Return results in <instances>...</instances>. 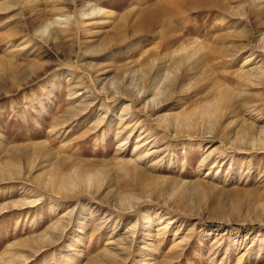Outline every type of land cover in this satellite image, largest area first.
Returning a JSON list of instances; mask_svg holds the SVG:
<instances>
[{
    "label": "rangeland",
    "instance_id": "obj_1",
    "mask_svg": "<svg viewBox=\"0 0 264 264\" xmlns=\"http://www.w3.org/2000/svg\"><path fill=\"white\" fill-rule=\"evenodd\" d=\"M208 1L0 0V264H264V0Z\"/></svg>",
    "mask_w": 264,
    "mask_h": 264
},
{
    "label": "bare ground",
    "instance_id": "obj_2",
    "mask_svg": "<svg viewBox=\"0 0 264 264\" xmlns=\"http://www.w3.org/2000/svg\"><path fill=\"white\" fill-rule=\"evenodd\" d=\"M11 1V0H10ZM65 1H69V0H65ZM61 2H62V0H61ZM64 2V1H63ZM3 3V2H2ZM15 4V3H14ZM207 6H209V7H218V8H220L221 10H225V7L223 6V5H218V4H216V1L215 0H210V1H208L207 3ZM6 5V4H5ZM11 5V4H10ZM89 7V6H88ZM87 10V12H85V13H83V14H81V17H90L91 15H94V16H96L98 13H100L101 12V10H99V9H97L95 6L94 7H92V6H90L88 9H86ZM84 12V11H83ZM174 15V14H173ZM109 16V15H108ZM111 16V15H110ZM175 16V15H174ZM88 17V18H89ZM68 18H69V15H65V14H58V15H55V16H53L52 17V19H49V20H43V21H40V24L37 26V28H36V31L37 32H39V34L40 33H42V34H46V35H48L49 33H52V37H53V35L54 34H61V36H62V34H64L65 32H66V29L64 28V27H62V26H67V25H69L70 23H69V21H68ZM82 19V18H81ZM79 24H80V22H78ZM76 24H77V21H76ZM78 26V25H77ZM55 36V35H54ZM200 50V49H199ZM197 52H199L198 50H197ZM182 55V54H181ZM253 54H250L248 57L250 58L251 56H252ZM190 57V56H189ZM189 57H187V58H185L186 60H188L189 59ZM214 58V57H213ZM249 61H250V59H249ZM261 61V60H260ZM3 62V61H2ZM5 62V61H4ZM177 62V61H176ZM264 62V61H263ZM174 63V62H173ZM178 63V62H177ZM175 64L174 65V68H177L178 67V64ZM245 63V62H244ZM172 64V63H171ZM246 65V64H245ZM197 68V67H196ZM11 69V68H10ZM256 69V68H255ZM263 71H264V69H262ZM252 69L251 70H248V71H243V72H245L244 73V75L245 76H248V75H250V74H252ZM263 71H261V73L263 72ZM70 72H71V70H70ZM242 72V73H243ZM251 72V73H250ZM254 72V71H253ZM258 72V71H257ZM256 72V73H257ZM260 72V71H259ZM261 73H260V75H261ZM264 73V72H263ZM262 73V74H263ZM255 74V72L253 73V75ZM257 75V74H256ZM260 75H258V76H260ZM263 76V75H262ZM261 76V77H262ZM168 77V76H167ZM250 76H248V78H249ZM252 77V76H251ZM254 77V76H253ZM244 78V77H243ZM104 79V78H103ZM103 79H101V80H103ZM164 79H166V78H164ZM168 79V78H167ZM167 79H166V81H167ZM172 79V78H171ZM262 79V78H261ZM99 80V79H98ZM97 79H96V81H98ZM100 80V81H101ZM95 81V80H94ZM95 81V82H96ZM169 81V80H168ZM167 81V83H166V89H171L172 88V86H174V83L173 82H171V81H169L168 82ZM174 81V80H173ZM94 82V83H95ZM108 82V81H107ZM100 83V82H99ZM220 85V84H219ZM93 86V85H92ZM165 86V85H164ZM220 86H216V85H213V87H212V89L213 90H216V93H217V95L220 97V105L219 104H217V102H215L213 105H209V106H207L208 107V111L205 113V112H203V113H201V115H199L200 117V119H202V118H208L209 116V118H214V116H217V117H219V116H223L224 114H226L227 112L228 113H230L229 111H231L230 109L232 108L233 109V107L232 106H234V104H235V98L233 97V94L231 93V92H228V91H226V92H221L220 90H217L218 88H219ZM103 88V87H102ZM227 88V87H226ZM100 89V88H99ZM142 90V89H141ZM145 92V91H144ZM219 93V94H218ZM96 94V93H95ZM145 95V94H144ZM96 96V95H95ZM165 98H164V100H166L167 99V97L166 96H164ZM237 97V96H236ZM95 98V97H94ZM97 98V97H96ZM234 98V99H233ZM246 98H244V99H241V102L239 103V104H241V106H242V108H246L245 106L247 105V103H249L250 101H246L245 100ZM160 101V100H159ZM234 102V103H233ZM237 102V101H236ZM233 103V104H232ZM251 103V102H250ZM249 103V104H250ZM217 104V106L215 107V105ZM248 104V105H249ZM238 105V104H237ZM248 105H247V108H248ZM240 106V105H239ZM125 108V107H124ZM236 108H238V107H236L235 106V109ZM249 108H251V106L249 107ZM107 109V108H106ZM128 109V108H127ZM124 110V109H123ZM235 111V110H234ZM249 112V111H248ZM233 113V112H232ZM231 114V113H230ZM230 114H229V116H230ZM226 116V115H225ZM217 117H215V119L214 120H212L211 122H215V120H216V118ZM220 118V117H219ZM223 118V117H222ZM221 118V119H222ZM197 120H199L198 118H196ZM224 119H225V117H224ZM219 121V120H218ZM204 122H205V119H204ZM210 122V121H209ZM217 122V121H216ZM220 122V121H219ZM225 122V121H224ZM203 123V122H202ZM207 124L209 125V123L207 122ZM215 124V123H214ZM211 126H213V125H211ZM211 126H210V128H211ZM214 126H216V125H214ZM221 126V125H220ZM218 127H219V125H218ZM217 127V128H218ZM216 128V129H217ZM219 128H221V127H219ZM225 128H226V126L224 125L223 126V131H225ZM198 130V129H197ZM214 130L215 129H213V133H214ZM180 132V131H179ZM215 132H217V130H215ZM182 133H185V132H182ZM211 133V132H210ZM188 134V133H187ZM220 133H218V135H219ZM238 134H240L241 135V137L238 135ZM237 134V136H239L240 137V139H241V144H243V145H246L247 143H249V142H251L252 144H254L255 142H259V145H264V132H259L258 130H256V128H255V126L254 125H252L251 123H248L247 124V126H246V128L241 132V133H238ZM222 135V134H221ZM215 136H217V135H215ZM221 137V136H220ZM223 138V137H222ZM225 138V137H224ZM221 139V138H220ZM238 142V141H237ZM239 144V143H238ZM240 144V145H241ZM256 145H257V143H256ZM232 147V146H231ZM242 147V146H241ZM252 147V146H251ZM256 147V146H255ZM254 147V148H255ZM261 147H263V146H261ZM260 147V148H261ZM258 148V147H257ZM264 148V147H263ZM243 149V148H242ZM246 149V148H245ZM248 149V148H247ZM251 149V148H250ZM219 150V149H218ZM217 150V151H218ZM240 150H241V148H240ZM244 150V149H243ZM242 150V151H243ZM252 150H254L253 149V147H252ZM261 150V149H260ZM213 151V150H212ZM215 151V150H214ZM230 151V150H229ZM211 152V151H210ZM236 152V151H235ZM211 154H213V153H211ZM223 154H224V152H223ZM226 154H228V153H226ZM208 155V154H207ZM226 155H224V157H225ZM142 157V156H141ZM223 157V158H224ZM230 157V156H229ZM231 157H232V155H231ZM223 158H222V160H223ZM221 161V160H220ZM126 201V200H125ZM124 203V202H123ZM164 214H167V213H164ZM169 218V217H168ZM149 220V219H148ZM147 220V221H148ZM170 220V219H169ZM146 221V222H147ZM151 222H150V220L148 221V223L147 224H150ZM170 223V222H169ZM151 225V224H150ZM149 225V226H150ZM168 223L166 222L165 223V225L160 229V232L161 233H159V234H161L162 236H164V234H166V232H167V228H168ZM147 227V229H148V226H146ZM150 228V227H149ZM131 229V228H130ZM159 230V229H158ZM149 231H151V230H149ZM148 231V232H149ZM134 234H135V226H132V229L129 231V235H128V237L126 238L127 239V241H129V240H131V242H133L132 240L134 239L133 237H134ZM148 234H150V233H148ZM148 234L146 233L145 235L146 236H148ZM155 236V235H154ZM128 238H129V240H128ZM133 238V239H132ZM123 240V239H122ZM127 241H125V242H127ZM129 243V242H128ZM183 243H185V240H184V238H182V240L181 241H179V242H177V243H175L174 244V247H176V248H179L180 249V252L177 254V257L179 258L180 256H182V253H183V250L185 249V246H186V243L184 244V246H182V244ZM121 244V243H120ZM126 244V243H125ZM130 244V243H129ZM122 245V244H121ZM131 245H132V243H131ZM151 245V244H150ZM124 246V245H123ZM130 246V245H129ZM152 246V245H151ZM121 247V246H120ZM119 246L117 247L118 249L120 248ZM125 247V246H124ZM156 247V246H155ZM155 247H153L152 249H154ZM126 248V247H125ZM124 248V249H125ZM144 248V247H143ZM142 248V249H143ZM109 250H110V248H108ZM118 249H116V250H118ZM127 249H129V247L127 248ZM126 249V250H127ZM145 249V248H144ZM149 249V248H148ZM147 249V250H148ZM125 250V251H126ZM146 250V249H145ZM155 250V249H154ZM119 252V254L120 253H124V251L121 249H119L118 250ZM157 251V250H156ZM145 252V251H144ZM148 252V251H147ZM146 252V253H147ZM152 252V251H151ZM150 252V253H151ZM104 255H106L107 256V258H111V259H113L112 257H116V255H118L119 256V254L117 253V254H113L111 251H108V250H106L105 251V249H104ZM144 254V253H143ZM100 255V254H99ZM122 255V254H121ZM148 255V254H147ZM117 256V257H118ZM116 259V258H115ZM102 260V259H101ZM110 261V260H109ZM142 261V260H141ZM140 261V262H141Z\"/></svg>",
    "mask_w": 264,
    "mask_h": 264
}]
</instances>
